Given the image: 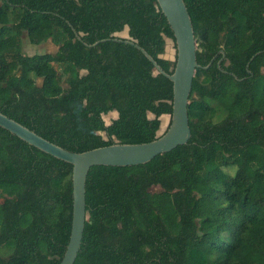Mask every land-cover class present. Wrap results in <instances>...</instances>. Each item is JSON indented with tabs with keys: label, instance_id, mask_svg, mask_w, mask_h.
Here are the masks:
<instances>
[{
	"label": "trees",
	"instance_id": "obj_1",
	"mask_svg": "<svg viewBox=\"0 0 264 264\" xmlns=\"http://www.w3.org/2000/svg\"><path fill=\"white\" fill-rule=\"evenodd\" d=\"M185 2L202 65L192 136L143 164L89 170L74 264H264V0ZM126 26L173 72L161 55L174 33L157 0H0V111L74 151L156 138L160 117L173 112V82L132 44L87 45ZM25 32L58 49L26 54ZM72 172L0 126V264L60 263Z\"/></svg>",
	"mask_w": 264,
	"mask_h": 264
},
{
	"label": "water",
	"instance_id": "obj_2",
	"mask_svg": "<svg viewBox=\"0 0 264 264\" xmlns=\"http://www.w3.org/2000/svg\"><path fill=\"white\" fill-rule=\"evenodd\" d=\"M157 2L174 33V38H171L176 46L173 72H167L147 49L130 36L105 38L93 44L86 43L89 46H95L101 41L113 39L132 44L154 64L156 73H162L173 82V112L170 115V122L162 133L158 132L156 138L139 143L115 142L85 151H74L45 138L35 130L0 111L1 127L28 144L73 165L72 227L68 245L59 264H74L81 248L85 224L88 219L86 181L88 172L93 166L143 164L159 154L171 151L178 145L188 143L192 136L188 107L196 70L202 67L197 58L198 44L194 24L185 0H157ZM125 28L128 29V26ZM75 32L76 36L81 39L80 34L76 30ZM221 52L223 59L226 54L223 49ZM221 60L219 61L220 68ZM204 67H208V65Z\"/></svg>",
	"mask_w": 264,
	"mask_h": 264
},
{
	"label": "rangeland",
	"instance_id": "obj_3",
	"mask_svg": "<svg viewBox=\"0 0 264 264\" xmlns=\"http://www.w3.org/2000/svg\"><path fill=\"white\" fill-rule=\"evenodd\" d=\"M117 36L121 37H129L128 29L125 28L124 30L117 32ZM23 39V51L26 54L33 55L36 53H45V52H50L53 53L58 49V46L54 44L50 39L42 42L40 44H33L30 42L29 37L27 33L25 32L22 36ZM162 57H165L174 64L175 63V58H176V46L174 41L171 38L166 39V47L164 53L161 55ZM52 72L51 70H48L47 68L45 69H39V77L37 78V83L41 84L43 80V76L47 73ZM118 115L117 110H112L106 114L103 115V118L107 124L111 123V121L116 118ZM152 116V115H151ZM259 117V116H257ZM161 128L158 131L159 133H162L167 126L169 125L170 122V115L169 114H163L161 117ZM153 191L157 192L161 198L164 200H168L169 195L163 191V189L158 185L154 186L152 188Z\"/></svg>",
	"mask_w": 264,
	"mask_h": 264
},
{
	"label": "crops",
	"instance_id": "obj_4",
	"mask_svg": "<svg viewBox=\"0 0 264 264\" xmlns=\"http://www.w3.org/2000/svg\"><path fill=\"white\" fill-rule=\"evenodd\" d=\"M118 116V115H117Z\"/></svg>",
	"mask_w": 264,
	"mask_h": 264
}]
</instances>
